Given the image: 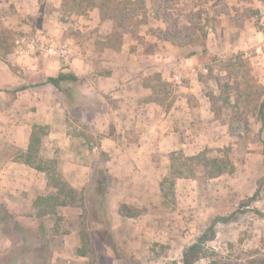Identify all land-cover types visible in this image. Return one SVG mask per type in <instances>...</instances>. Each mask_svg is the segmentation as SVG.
<instances>
[{
  "label": "rangeland",
  "instance_id": "rangeland-1",
  "mask_svg": "<svg viewBox=\"0 0 264 264\" xmlns=\"http://www.w3.org/2000/svg\"><path fill=\"white\" fill-rule=\"evenodd\" d=\"M104 1L108 15L98 8L104 21H112L113 32L120 31L118 39L121 21L137 30L127 32L138 41L132 51L144 47L151 52L159 45L167 50L163 30L179 29L175 40L184 44H172L178 56L195 57V102L205 107L207 127L216 140L205 146L206 155L229 158L234 171L201 182L189 180L185 191L165 182L160 204L130 203L123 209L116 195L122 184L109 172V157L100 147L107 128L98 125L97 111L83 104L84 80L64 81L59 89L47 83L64 67V58L53 72L46 70L43 61L57 58L18 53L19 34L2 26L0 58L19 77L14 96L19 91L20 119L15 125H0V161L4 165L13 160L24 170L14 175L19 185L14 191L0 189V264H183L184 249L216 217L215 238L206 242L207 256L196 264H264V0H127L125 12L117 8L121 0H83L82 5L80 0H64L67 29L65 36L56 37L70 36L79 43L81 30L74 28L71 11ZM122 13L127 14L124 20ZM140 32L149 38L160 34L162 41H146ZM35 130L40 140L29 165L24 160ZM185 157H172V171H190L183 167ZM101 174L108 187L105 209L94 200L95 179ZM141 181V189L130 191L136 203L144 200L147 184ZM89 202L97 205L93 214ZM116 207L161 217L154 223L128 217L123 228L111 218ZM107 233L113 244L98 239Z\"/></svg>",
  "mask_w": 264,
  "mask_h": 264
},
{
  "label": "crops",
  "instance_id": "crops-1",
  "mask_svg": "<svg viewBox=\"0 0 264 264\" xmlns=\"http://www.w3.org/2000/svg\"><path fill=\"white\" fill-rule=\"evenodd\" d=\"M63 3L64 0H46L45 3L0 0V28L11 29L19 34L17 37L40 31L65 36L64 19L69 17L62 19ZM44 5L49 6L46 12L42 10ZM71 13L75 18L74 28L81 30L82 36L79 43L70 36L64 37L74 39L78 48L64 58L66 63L60 68L84 80L83 104L95 109L98 125L107 128L100 147L109 157V172L122 184L116 195L121 204L146 207L160 204L164 197L161 180L171 175L172 157L179 153L194 156L216 141L207 127L210 122L205 116V107L195 102L199 95L195 57L178 56L179 50L168 40H163V44L170 47L167 50L159 45L151 52H146L144 47L132 51L131 45L138 41L127 32H123L119 40L113 38V23L103 20L98 7L89 8L86 14L78 10ZM140 35L145 36L146 41L159 44L162 41L158 37L149 38L145 32ZM53 61L45 60L41 66L53 72L56 63L62 60ZM35 67L38 65H33L32 69ZM18 78L0 58V103H9L0 106V125L3 122L15 125L20 119L19 91L14 96ZM88 96H92L91 101ZM2 163L0 161V189L14 191L19 187L14 175L23 173L24 168H19L20 164L13 160ZM141 179L147 186L143 189L144 200L136 203L130 191L133 187L142 188ZM189 180L194 179L178 177L175 190L185 191L184 186H190ZM160 217L149 211L131 219L154 223ZM111 218L113 222L121 221L123 228L127 224L128 217L120 214L119 207Z\"/></svg>",
  "mask_w": 264,
  "mask_h": 264
},
{
  "label": "trees",
  "instance_id": "trees-1",
  "mask_svg": "<svg viewBox=\"0 0 264 264\" xmlns=\"http://www.w3.org/2000/svg\"><path fill=\"white\" fill-rule=\"evenodd\" d=\"M126 1L127 0H121L120 5H118L117 7L118 10L121 9L122 11L125 12V9L123 6L125 5ZM82 4H83V0H80L79 5H82ZM106 4L107 3L105 1L101 3L94 2L91 4H87L86 7L83 9V11L81 10V14H86L87 10L91 7H99L103 11V14H105L106 16L108 15L106 14L108 10V7H106ZM121 16H123V13L121 14ZM126 16L127 14L123 16L122 20H124ZM119 26H120V29L123 30L121 31L122 33L131 32V34H136L137 32V30L135 29L130 30L128 29V27H125L122 21L119 24ZM161 31L162 29H160L159 31L160 34H161ZM163 32H164V35L162 37L165 38L166 40H171L172 43L179 44V45L184 44L182 42H178L177 40H175L180 37V31L176 27L175 28L167 27V29L165 31L163 30ZM118 33H120L119 30L112 32L111 36L119 40L117 36ZM160 34L157 35V37L160 38L161 37ZM202 34L204 37L207 36L206 31H203ZM79 80H80V77L72 71H60L58 75L56 76H49L46 82L49 84H52L53 86L59 89L61 87L62 82L64 81L77 82ZM21 89H25V86L21 87ZM263 106H264V102L261 104V111H260L262 118L264 117ZM39 140L40 138L37 136L36 130L33 131L31 135L29 149L27 151L26 158L24 160L25 163L32 165V157L34 154L33 152L37 150V145L39 143ZM206 154H207V149H204L194 156H186L185 157L186 163H183V167L185 166L189 167L190 171L187 173L185 171H182L181 169H174L171 172V175L169 177H165L161 181V187L164 188L165 182H168L169 185L173 187L178 177L193 178V179L198 180V182H201L203 180H208L211 178L218 177L224 173L230 174L234 171V165L229 158H224L220 156L207 157ZM262 154H263V165H264V147H263ZM104 178H105V175L101 174L100 176L97 177V179H95L94 189H95L96 196L94 197V200H98L97 204H100L102 208L105 209L106 208V194L108 192V187H105ZM261 181L264 182V172H263ZM257 194L258 192H256L252 198L253 199L256 198ZM122 208L129 209L130 207L127 204H122ZM96 209L98 210L97 205L89 202L88 210L90 214H93V212H95ZM120 214L125 217H134L135 215H138L139 213H136V212L130 213V212H124V210H120ZM219 220H220L219 217L213 218L209 226L202 233V235L199 236L197 241L190 244L184 249L183 258H182L183 264H196L199 260L207 256L206 242L213 240L215 238V235H216L215 226ZM98 239L101 240V242L102 240H104L108 242L109 244H113V239L110 233H107V235H105L104 238H100L99 236Z\"/></svg>",
  "mask_w": 264,
  "mask_h": 264
},
{
  "label": "built area",
  "instance_id": "built-area-1",
  "mask_svg": "<svg viewBox=\"0 0 264 264\" xmlns=\"http://www.w3.org/2000/svg\"><path fill=\"white\" fill-rule=\"evenodd\" d=\"M78 43L74 39H59L56 36L40 31L15 39L16 51L20 54L51 55L62 59L76 52Z\"/></svg>",
  "mask_w": 264,
  "mask_h": 264
}]
</instances>
